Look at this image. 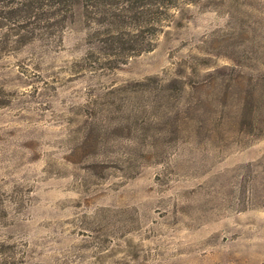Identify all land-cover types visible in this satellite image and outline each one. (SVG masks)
I'll return each instance as SVG.
<instances>
[{"label":"rangeland","instance_id":"374dc122","mask_svg":"<svg viewBox=\"0 0 264 264\" xmlns=\"http://www.w3.org/2000/svg\"><path fill=\"white\" fill-rule=\"evenodd\" d=\"M0 264H264V0H0Z\"/></svg>","mask_w":264,"mask_h":264}]
</instances>
